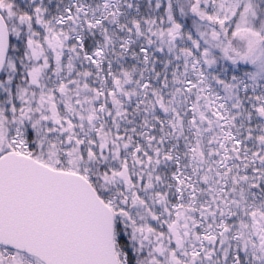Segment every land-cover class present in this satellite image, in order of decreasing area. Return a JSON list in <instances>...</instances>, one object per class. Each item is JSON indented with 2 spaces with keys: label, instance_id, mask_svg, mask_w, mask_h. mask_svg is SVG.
Here are the masks:
<instances>
[{
  "label": "snow or ice",
  "instance_id": "snow-or-ice-1",
  "mask_svg": "<svg viewBox=\"0 0 264 264\" xmlns=\"http://www.w3.org/2000/svg\"><path fill=\"white\" fill-rule=\"evenodd\" d=\"M0 264H264V0H0Z\"/></svg>",
  "mask_w": 264,
  "mask_h": 264
}]
</instances>
